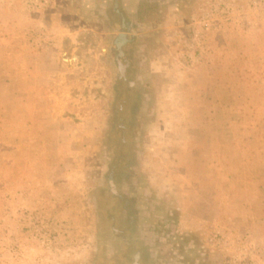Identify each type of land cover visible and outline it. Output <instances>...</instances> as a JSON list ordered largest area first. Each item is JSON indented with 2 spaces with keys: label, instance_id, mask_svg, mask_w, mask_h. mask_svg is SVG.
<instances>
[{
  "label": "rangeland",
  "instance_id": "rangeland-1",
  "mask_svg": "<svg viewBox=\"0 0 264 264\" xmlns=\"http://www.w3.org/2000/svg\"><path fill=\"white\" fill-rule=\"evenodd\" d=\"M0 264H264V0H0Z\"/></svg>",
  "mask_w": 264,
  "mask_h": 264
},
{
  "label": "crops",
  "instance_id": "crops-1",
  "mask_svg": "<svg viewBox=\"0 0 264 264\" xmlns=\"http://www.w3.org/2000/svg\"><path fill=\"white\" fill-rule=\"evenodd\" d=\"M25 37V34L18 35V39L21 41H25ZM6 41L11 42V40ZM42 55V51H38L36 48L35 50H32V52L25 50L24 57L28 59L33 58V61H28V63L25 62L26 64L22 65L19 64L16 67L17 73L20 76L18 89L21 91V95L23 96V99L20 102L22 105L30 104L28 101V93L31 91H39L40 82L45 78V69H43L42 65H38V62L42 59Z\"/></svg>",
  "mask_w": 264,
  "mask_h": 264
}]
</instances>
